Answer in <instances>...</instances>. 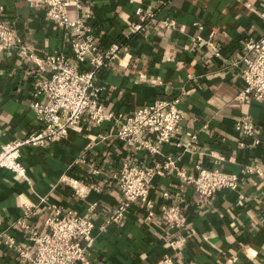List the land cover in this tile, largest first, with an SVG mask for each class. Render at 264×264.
<instances>
[{"label":"crops","instance_id":"0c3cea01","mask_svg":"<svg viewBox=\"0 0 264 264\" xmlns=\"http://www.w3.org/2000/svg\"><path fill=\"white\" fill-rule=\"evenodd\" d=\"M80 1L82 18L99 50L119 47L115 61L94 79L102 111L128 117L155 101L178 98L184 116L181 130L158 155L134 152L117 139L114 121L90 124L85 114L63 139L23 146L20 162L27 181L0 169V264H20L16 250L5 245L6 238L17 246L28 244V232L17 221L44 234L52 206L92 217L90 264H160L164 257L174 264H264V99L246 104L236 99L244 85L243 46L264 37V0ZM137 9L154 14L143 34L129 31L138 21ZM82 13L69 9L68 16L75 19ZM0 18L32 55L0 54L1 145L42 129L30 105L34 83L47 80L51 72L38 64L48 55L75 61L68 35L48 19L41 0H0ZM165 19L174 20L175 28L159 29ZM196 23L202 26L200 32ZM211 32L218 56L191 45L197 33L207 38ZM243 116L252 119L254 136L245 137L236 129ZM186 133L196 139L191 141ZM167 158L189 176H196L198 169L236 174L238 188L220 189L202 202L193 186L182 184L170 169L152 180L151 216L135 202L120 223L106 225L123 200L115 178L121 166L147 169ZM245 166L262 168L263 176L243 175ZM72 181L94 188L78 198ZM162 192L170 197L162 198ZM168 204L180 206L182 226L165 224L162 207Z\"/></svg>","mask_w":264,"mask_h":264},{"label":"built area","instance_id":"2783aa9c","mask_svg":"<svg viewBox=\"0 0 264 264\" xmlns=\"http://www.w3.org/2000/svg\"><path fill=\"white\" fill-rule=\"evenodd\" d=\"M45 6L46 15L58 28L68 35L70 48L75 64H70L63 55H48L42 63L51 72L50 78L34 83V101L30 107L42 123V129L29 134L23 140L0 145V169L8 170L19 178L27 181L26 170L20 162V149L25 145L42 146L49 141L63 139L70 127L75 126L83 115H87L90 124L103 121H114L117 124V139L126 144L134 152L145 151L158 155L164 144L170 143L179 133L183 120V112L178 98L171 101H155L148 107L137 110L131 116L105 114L97 102L98 89L94 84L96 74L107 68L115 61L119 54L117 44L110 45L105 52L99 50L93 39L91 28L86 25L83 16V4L80 0H41ZM69 9L82 13L79 18L71 19ZM138 21L129 26L131 34L145 33L147 23L154 20L153 13L143 14L137 9ZM175 21L165 19L159 22V29H174ZM200 32L202 26L194 24ZM214 32L207 38L197 33L191 45H199L210 49L215 56L220 48L213 41ZM245 55L241 61L243 88L237 94V101L246 104L251 101L261 102L264 99V37L257 41L244 44ZM17 51L32 58L31 53L24 46L22 39L15 31L0 18V54ZM252 53L253 57L246 56ZM87 65L82 69L80 65ZM43 69V68H42ZM236 129L245 137L254 136L255 125L249 116H243L235 123ZM194 141V134L186 133ZM258 144L259 140L256 139ZM222 159V158H220ZM174 170L182 184H189L202 202H208L210 197L220 189L236 190L240 178L236 174L225 173L217 169H198L196 176L186 175L183 169L175 166L167 158L151 168H141L125 163L121 166L115 178L122 196V202L114 211L113 216L105 222L106 225L118 224L123 220L126 210L135 202L142 203L148 209V216L152 215V202L149 193L152 180L165 171ZM94 173H97L95 171ZM241 173L263 176L262 168L245 166ZM70 187L78 198H84L94 187L85 186L72 181ZM161 197L168 199L170 194L162 192ZM27 207V211H29ZM54 214L45 219L47 232L39 234L25 221H17L16 225L28 232V244L15 245L12 238H6L5 245L14 248L20 258V264H90L88 250L93 246L95 229L90 215H80L75 211L62 212L60 207L52 206ZM178 204H168L162 207L165 224L170 228L182 226ZM177 250V244H171ZM160 264H174L172 259L164 257Z\"/></svg>","mask_w":264,"mask_h":264}]
</instances>
